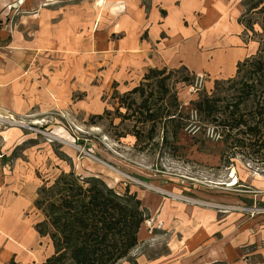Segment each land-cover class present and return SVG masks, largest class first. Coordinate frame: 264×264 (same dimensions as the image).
<instances>
[{
  "label": "rangeland",
  "instance_id": "rangeland-1",
  "mask_svg": "<svg viewBox=\"0 0 264 264\" xmlns=\"http://www.w3.org/2000/svg\"><path fill=\"white\" fill-rule=\"evenodd\" d=\"M187 1L202 6L194 10L192 19L168 20L160 36L175 28L171 22H178L191 31L182 38L179 52L185 55L188 44L208 61L214 47L233 39L230 45L241 53L226 58L231 61L240 54L238 61L243 62L236 72L238 61L230 66L221 60L223 69L216 75L206 70L195 73L185 64L177 67L184 66L193 76L191 81L178 82L181 73H176L179 76L172 75L168 82L179 105L175 108L168 95L157 100L152 110L166 107L176 113V121L186 116L187 126L178 141L172 134L175 123L164 126L166 117L161 116L149 132L150 123L135 112L140 97L128 96L125 108L116 109L114 90L123 93L139 82L113 83L116 69L103 60L108 53L116 54V48L98 46L123 38L131 29L140 40L146 38L148 27L141 23L156 12L158 24L163 23L168 9L162 0L87 3L86 28L72 27L65 64L58 66L56 61L53 68H41L42 75L30 77L37 83L32 94L37 104L23 113L0 107V172L7 176V188L34 193L35 198L42 182L61 171H73L80 178L98 177L120 193H135L148 214L129 254L136 263L171 255V264H264V123L255 138L237 129L229 132L222 124L247 89L245 83L254 85L256 96L264 87V71L253 72L254 63L264 65V0ZM169 3L179 5L184 0ZM12 4L6 8H13ZM127 14L134 16V27L125 25ZM205 98L213 99L227 115L208 117L191 108ZM246 110L248 115L254 113L253 107ZM248 119L253 121L251 116Z\"/></svg>",
  "mask_w": 264,
  "mask_h": 264
},
{
  "label": "crops",
  "instance_id": "crops-1",
  "mask_svg": "<svg viewBox=\"0 0 264 264\" xmlns=\"http://www.w3.org/2000/svg\"><path fill=\"white\" fill-rule=\"evenodd\" d=\"M15 2L16 0H0V107L14 113H23L37 104L32 96L37 83L30 77L42 75L40 69L53 68L56 61L58 66L64 65L63 62L67 59L66 50L70 47L69 34L72 27L86 28L85 5L113 3V0H24L21 4ZM162 2L165 10L168 9L163 23L158 24L157 12L150 21L141 23V26L145 24L148 27L146 38L140 40L136 30L131 29L132 31H127L123 38L98 43L100 49L116 48V54L108 53L103 60L108 61L110 68L116 69L111 76L113 83L123 84L128 81L127 84L132 86L135 82L138 83L150 68H177L180 64H185L195 73L204 70L211 74L221 73V60H227L231 63L230 66L238 61L240 54L234 55L231 61L226 58L239 51L237 47L230 45L233 39H226L228 43L214 47L209 61L204 54L201 55L188 44H185L186 54L182 55L181 51L179 52L182 47L180 42L182 38L190 35L189 29L178 22H171L175 28L163 37L160 34L167 29L168 20L173 21L174 17L179 19L185 16L192 19L194 10L202 4L190 3L187 0L179 5L169 3V0ZM9 4L14 7L7 9ZM127 15L125 25L128 28L134 27V16ZM195 62L201 66L194 68L192 63ZM33 68L38 70L32 71ZM6 181L7 176L0 172V264H40L54 249L49 236L40 235L35 228V224L43 218L41 212L34 207L35 195L24 194L19 188L12 191L7 188ZM139 232L140 229L138 234ZM170 256L162 255L148 262L137 261V264H171Z\"/></svg>",
  "mask_w": 264,
  "mask_h": 264
},
{
  "label": "trees",
  "instance_id": "trees-1",
  "mask_svg": "<svg viewBox=\"0 0 264 264\" xmlns=\"http://www.w3.org/2000/svg\"><path fill=\"white\" fill-rule=\"evenodd\" d=\"M242 62L236 63V72ZM263 71L261 62L253 64L254 73ZM176 73H181L180 79H176L178 82L191 81L193 78L184 66L177 69H148L130 90L123 93L114 90L112 97L118 104L116 109L125 105L128 96L140 97L139 111L137 108L135 112L143 114L137 117H142L141 121L150 123L149 132L161 116L166 117L164 126L169 122L175 123L172 134L174 140L178 141L187 126L184 122L186 116L181 117L183 122L176 121V113L166 107L160 111L152 110L157 100L161 102L168 95L172 96L175 108L179 105L176 91L172 93L168 87V82ZM178 76L176 74V78ZM245 86L247 89L236 98L229 110L230 115L223 117L222 124L228 126L229 132L237 129L255 138L261 133V124L264 123V87L256 96L253 84L245 83ZM126 104L129 108L130 103ZM225 107L230 108L229 105ZM251 107L254 113L248 115L249 110L246 109ZM191 108L198 113L204 112L208 117L219 118L217 114L221 116L222 113L227 115L213 99L208 98L197 99ZM250 116L253 121L248 119ZM135 137H139L138 131ZM225 141V138H221V142ZM204 142L201 141V144ZM33 204L43 217L35 224V228L40 235L49 236L54 249L40 264H122L121 261L126 259L129 264H137L129 254L138 244V231L148 219V214L135 193L127 190L120 193L98 177L80 178L73 171H61L51 181L42 182Z\"/></svg>",
  "mask_w": 264,
  "mask_h": 264
},
{
  "label": "built area",
  "instance_id": "built-area-1",
  "mask_svg": "<svg viewBox=\"0 0 264 264\" xmlns=\"http://www.w3.org/2000/svg\"><path fill=\"white\" fill-rule=\"evenodd\" d=\"M1 52H2V45H1V43H0V54H1Z\"/></svg>",
  "mask_w": 264,
  "mask_h": 264
}]
</instances>
